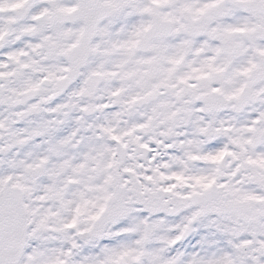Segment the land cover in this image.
<instances>
[{
    "label": "snow or ice",
    "instance_id": "obj_1",
    "mask_svg": "<svg viewBox=\"0 0 264 264\" xmlns=\"http://www.w3.org/2000/svg\"><path fill=\"white\" fill-rule=\"evenodd\" d=\"M0 264H264V0H0Z\"/></svg>",
    "mask_w": 264,
    "mask_h": 264
}]
</instances>
